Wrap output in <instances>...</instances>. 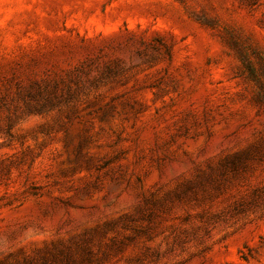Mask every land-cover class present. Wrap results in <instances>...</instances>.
I'll list each match as a JSON object with an SVG mask.
<instances>
[{"label":"rangeland","instance_id":"374dc122","mask_svg":"<svg viewBox=\"0 0 264 264\" xmlns=\"http://www.w3.org/2000/svg\"><path fill=\"white\" fill-rule=\"evenodd\" d=\"M44 259L264 264V0H0V264Z\"/></svg>","mask_w":264,"mask_h":264},{"label":"trees","instance_id":"16d2710c","mask_svg":"<svg viewBox=\"0 0 264 264\" xmlns=\"http://www.w3.org/2000/svg\"><path fill=\"white\" fill-rule=\"evenodd\" d=\"M53 261H55V259H54ZM53 261H52V262H53ZM43 264H50V262H49V260H47V259H44V262H43Z\"/></svg>","mask_w":264,"mask_h":264}]
</instances>
